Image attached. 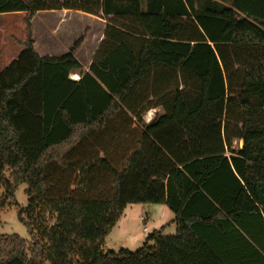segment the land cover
I'll return each mask as SVG.
<instances>
[{"label": "trees", "instance_id": "trees-1", "mask_svg": "<svg viewBox=\"0 0 264 264\" xmlns=\"http://www.w3.org/2000/svg\"><path fill=\"white\" fill-rule=\"evenodd\" d=\"M59 10L108 23L87 71L83 35L34 51V14ZM13 12L25 39L0 71V211L25 185L30 239L0 236V264H264V0H0ZM130 205L166 206L175 234L103 251Z\"/></svg>", "mask_w": 264, "mask_h": 264}, {"label": "crops", "instance_id": "crops-1", "mask_svg": "<svg viewBox=\"0 0 264 264\" xmlns=\"http://www.w3.org/2000/svg\"><path fill=\"white\" fill-rule=\"evenodd\" d=\"M0 15L11 16L21 20L23 28L21 31L22 37L16 38L13 35L15 22H7L6 24L2 21L0 22V50H2L0 59L5 57V65L7 66L11 61L16 59L19 52L22 50V47L18 43H22L25 39L23 34V19L25 13L13 12ZM107 24V21L104 20L100 15L93 16L80 11L59 10L36 12L31 21L33 28L32 40L34 51L40 57H59L67 53L72 47L73 43L83 35L84 40L76 51L75 57L79 61L82 71H87L93 60L99 43L103 40V32ZM5 34L10 37V43H8L4 38ZM11 51L13 53L9 54ZM69 78L71 80H78L79 74L72 73L69 75ZM159 113L160 112L158 110L148 111L143 116L144 122L148 123L156 114ZM128 209L129 211H127ZM132 211H135L138 216L140 215L139 219L144 218V222H142L144 227L145 223L151 221L153 225H156L157 228V230H154V232H160L161 235L175 234L176 226L174 223H172L173 215L164 205L127 206L116 224V226H123V228L117 227V233H121V235L125 234V226L130 221V215H128V212ZM116 226L114 228H116ZM166 231H174V233L165 234Z\"/></svg>", "mask_w": 264, "mask_h": 264}, {"label": "rangeland", "instance_id": "rangeland-1", "mask_svg": "<svg viewBox=\"0 0 264 264\" xmlns=\"http://www.w3.org/2000/svg\"><path fill=\"white\" fill-rule=\"evenodd\" d=\"M7 23L14 21V28H13V35L16 38L22 37V21L18 20L17 18H13L11 16H1L0 15V22ZM24 37H25V27H24ZM8 43H10V37L5 34L4 37ZM16 41V40H15ZM4 48V47H3ZM6 48V47H5ZM2 53V50H0V54ZM13 52H9V54H12ZM5 54V53H3ZM5 57H2L0 59V70H2L6 65ZM159 111V110H158ZM233 148L237 149L239 148V141L235 140L232 143ZM26 186L25 185H19L15 191L14 199L16 202V206L3 208L0 211V236L3 235H17L20 238L24 239L25 241H29V236L27 234L26 228L23 225L22 222L18 220L17 214L18 210L20 208H25L27 206V196H26ZM12 203V202H11ZM155 206V205H150ZM129 211V209L127 210ZM130 215V221L125 226V234L121 235V233H117V227L123 228L120 225L116 226V228H113L111 233L108 235V237L105 239L104 245L102 246L103 251H114L117 252L120 249H127L130 252H134L141 248L143 246L145 238H147L148 235L152 234L154 230H157L156 225H153L151 221H148L145 223V228L147 229V232L143 231L144 225L139 219L140 215L135 211L128 212ZM171 232V233H169ZM174 231H166L165 234H172Z\"/></svg>", "mask_w": 264, "mask_h": 264}, {"label": "built area", "instance_id": "built-area-1", "mask_svg": "<svg viewBox=\"0 0 264 264\" xmlns=\"http://www.w3.org/2000/svg\"><path fill=\"white\" fill-rule=\"evenodd\" d=\"M141 221L144 222V218H141ZM143 231H144V232H147V229L144 227V228H143Z\"/></svg>", "mask_w": 264, "mask_h": 264}, {"label": "water", "instance_id": "water-1", "mask_svg": "<svg viewBox=\"0 0 264 264\" xmlns=\"http://www.w3.org/2000/svg\"><path fill=\"white\" fill-rule=\"evenodd\" d=\"M241 146H242V142L240 141V142H239V147L241 148Z\"/></svg>", "mask_w": 264, "mask_h": 264}]
</instances>
